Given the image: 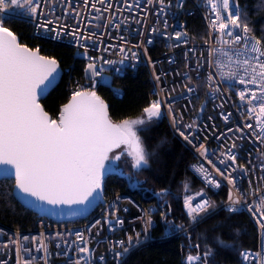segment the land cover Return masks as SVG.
<instances>
[{"label": "built area", "instance_id": "obj_1", "mask_svg": "<svg viewBox=\"0 0 264 264\" xmlns=\"http://www.w3.org/2000/svg\"><path fill=\"white\" fill-rule=\"evenodd\" d=\"M213 3L218 5L217 11L227 15L221 0H165L164 5L159 0H105L103 4L88 0L87 5L85 0H40L38 19L41 22L52 20L49 31L38 28L37 19L26 9L8 7L0 12V18L27 20L32 25L33 37L74 49V57L84 61V68L82 77L71 82L69 98L81 91L97 93L100 86L111 83L115 75L148 68L152 102H162L160 117L151 120L168 119L172 132L196 157L189 170L202 184L204 192L188 204L196 206L202 200L210 204L206 210L197 208L191 216L188 215L191 208L185 207L190 223L180 233L232 207L235 211L247 212L259 230V248L243 251L255 256L264 253V140L260 139L256 124L259 109L249 112L252 105L238 98L245 85L234 77L221 75L235 72L237 76H244L246 65L243 62L255 54L244 47L243 41L229 45L218 39L220 34L213 27L216 14ZM129 4L131 8L127 7ZM237 7L242 14L239 0L238 3L230 0L233 14ZM196 15L203 19L206 27L204 42L194 41L187 28L186 18ZM234 32L244 35L242 29ZM177 34L180 40L175 39ZM248 35L254 36L252 32ZM81 36L89 38L80 39ZM157 46L162 51L153 55ZM121 48L125 51L121 52ZM225 51L228 56L224 55ZM218 57L223 60L222 64L217 62ZM90 63L96 66L98 74L95 76L86 74ZM63 71L64 77L72 75L73 67L63 68ZM111 87L118 97L123 96L120 88ZM247 87L254 88L251 84ZM257 95H260L258 90ZM246 124L253 127L248 128ZM200 145L207 150L206 155L204 149L198 150ZM229 152L236 156V165L227 159ZM241 165L246 171L241 170ZM217 168L225 175L230 173L235 184H230ZM207 177L219 181L220 187L209 184ZM229 192L233 200L240 201L238 204L229 201ZM157 215L155 205H144L131 192H120L112 196L103 193L93 214L78 224L60 225L42 216H38L27 231L0 224V264H17L18 261L19 264H75L81 258L87 264H126L135 252L155 240ZM149 217L153 221L151 225L147 224ZM117 219L123 223L118 224ZM78 235H82V241H77ZM85 246L90 249L87 256L79 251ZM241 258L244 264H258L259 260L257 257L245 261L243 255Z\"/></svg>", "mask_w": 264, "mask_h": 264}, {"label": "snow or ice", "instance_id": "obj_2", "mask_svg": "<svg viewBox=\"0 0 264 264\" xmlns=\"http://www.w3.org/2000/svg\"><path fill=\"white\" fill-rule=\"evenodd\" d=\"M98 2L103 4L105 0ZM159 2L164 5L165 0ZM87 3L88 0H85L86 5ZM221 3L224 12L227 13L226 16L217 11L216 3L212 4V9L216 13L213 27L220 34L218 39H223L224 43L229 45L240 44L243 41L244 47L255 54L244 60L243 63L246 65L243 69L244 76H237L235 72H222L221 75L234 77L238 83L245 85V89L239 92L238 98L241 102L246 101L248 105H252L248 108L249 112H256L258 107L260 118L256 120V124L261 133L260 139L264 140V59H262L264 42L255 36L249 37L248 34L252 30L242 19L238 7L233 14L230 11V0H221ZM8 7L26 9L34 19H37L38 28L50 30L48 26L52 24V20L41 22L38 19L41 14L40 0H0V12H4ZM92 7L95 8V5ZM127 7L131 8L132 5L129 4ZM161 10L163 11V8ZM216 21H219L218 26ZM235 29H242L244 35L236 34ZM73 31L75 34V30ZM88 38L80 37V39ZM175 39L180 40L181 36L177 34ZM123 51L125 49L121 48V52ZM37 52L38 49L33 50L19 43L18 37L0 18V172L7 175L10 170H14L12 174L15 177V188L39 202L53 207L84 205L101 189L105 161L109 159V152L114 148L121 144L129 145L131 148L129 155L133 157L132 167L139 170L148 166L150 153L143 146L138 135L140 129H134V126L142 125L145 121L143 118L124 119L121 123L114 124L109 118L107 106L95 91L75 93L71 102L64 106L59 120L51 119L38 102V97L44 94L55 80L53 73L56 71L57 61L54 58L37 55ZM224 55L228 56L229 53L225 51ZM217 62L222 64L223 60L218 57ZM105 63L111 62L105 61ZM86 74L92 76L98 74L95 64L90 63L87 66ZM209 79H212L211 75ZM249 84L254 88L249 89L247 87ZM188 91L190 92L191 89ZM248 93L250 96L247 95ZM161 104L162 102L157 100L143 109L149 120L160 117ZM169 112H171L170 107ZM173 122L175 123V120ZM245 126L253 127L252 124ZM180 135L189 140V143L192 142L184 132H180ZM200 149H204L206 155L207 150L203 145L198 146V150ZM114 159H120L119 155ZM227 159L236 165L237 158L234 154L229 152ZM221 163L225 161L221 160ZM239 167L246 171L242 165ZM217 171L230 184H235V178L231 177L230 173L225 175V172L218 168ZM206 179L209 184L220 187L219 181L211 177ZM165 194L166 190L158 193L160 196ZM229 201L232 204L240 202L238 199L233 200L231 192H229ZM206 206H210L208 200H202L196 206L186 203V207L191 208L189 216L192 212H196L197 208L206 210ZM229 211L235 209L230 207ZM117 223L122 224L123 221L117 219ZM152 223L149 217L147 224ZM82 240V235H78L77 241ZM128 241L131 245V236L128 237ZM79 251L87 256L90 249L85 246ZM124 251L127 252L128 248ZM242 255L245 261L259 257L258 264H264V253L255 256L250 253H242ZM207 256L208 253H205V258ZM199 259V256L189 255L187 262L195 264ZM75 264H87V262L81 258L77 259Z\"/></svg>", "mask_w": 264, "mask_h": 264}, {"label": "trees", "instance_id": "obj_3", "mask_svg": "<svg viewBox=\"0 0 264 264\" xmlns=\"http://www.w3.org/2000/svg\"><path fill=\"white\" fill-rule=\"evenodd\" d=\"M239 2L242 5V19L252 34L264 42V0ZM185 21L194 41L207 40L206 27L200 16L188 17ZM4 24L22 44L54 58L63 68L73 67L72 75L64 77L42 101L46 111L54 119L58 118L62 107L70 100L71 82L83 75L84 61L75 60L74 49L68 45L33 37L32 25L27 20L10 17L5 19ZM161 51V47L157 46L152 54ZM111 85L122 90L121 98L106 84L100 86L96 94L109 105L113 121L121 123L124 119H144L145 123L136 129H140L138 135L150 155L148 166L138 170L132 167L130 148L113 153L107 162V169L121 170L129 175L131 182L138 181V186L131 188L126 178L108 175L104 182L105 194L112 196L132 192L143 204H152L158 209L155 240L135 252L126 264H188L189 255L200 257L195 264H244L242 252L257 249L260 245L259 230L245 211L222 209L186 233H180L190 223L185 211L188 199L198 198L204 192V187L189 170L190 164L196 160L194 153L174 135L167 119L149 120L143 112L151 101L152 80L148 69L140 68L137 73L128 72L123 76L115 75ZM117 155L120 157L118 160L114 159ZM13 188V180L0 181V224L27 231L34 226L38 216L17 201ZM162 190H166V194L157 195ZM205 253H208L206 258Z\"/></svg>", "mask_w": 264, "mask_h": 264}, {"label": "water", "instance_id": "obj_4", "mask_svg": "<svg viewBox=\"0 0 264 264\" xmlns=\"http://www.w3.org/2000/svg\"><path fill=\"white\" fill-rule=\"evenodd\" d=\"M18 42L21 43V41L19 39H18ZM23 45H25V44H23ZM37 55L45 56L40 50H38ZM45 57H47V56H45ZM48 58H51V57H48ZM53 76H55V80L52 82L51 85H49L46 92L38 97V102L40 103V105L44 109V111H46V109H45L44 105L42 104V101L48 97V95L62 82V80L64 78L63 67L61 66V64L58 61H57V68H56V71L53 73ZM49 79H51V77H49ZM71 99L72 98H70L68 103L71 102ZM104 103L107 106L109 118L112 120V118L110 116L109 105L107 104L106 101H104ZM64 106L62 107L61 112L63 111ZM49 117L51 119H54L50 114H49ZM112 122L114 124H119L113 120H112ZM124 148H130V146L127 144H121L119 147H116L111 152H109V158L113 153L120 151L121 149H124ZM108 160L105 161V168L103 170V175H102L101 189L97 193L94 194L93 198H90V201L88 203H86L84 205H72L71 207L61 205V206L53 207V206L47 205L43 202H39V201L35 200V198L28 197V196L20 193L15 188V177L12 174L14 172V170H10L9 174H7V175H5L3 172H0V181L3 179L13 180L14 181L13 193H14L15 198L23 207L32 211L37 216L49 218V219H51L57 223H75V222L89 218L92 215V213L95 211V209L97 208V206L99 204L100 197L104 193V182H105V179L108 177V175H119V176L126 178L128 180V182L130 183V187L138 186V181L131 182L129 175L124 174L121 170L107 169ZM7 167L10 168V166H7Z\"/></svg>", "mask_w": 264, "mask_h": 264}, {"label": "bare ground", "instance_id": "obj_5", "mask_svg": "<svg viewBox=\"0 0 264 264\" xmlns=\"http://www.w3.org/2000/svg\"><path fill=\"white\" fill-rule=\"evenodd\" d=\"M198 16H199V15H198ZM201 19H202V18H201ZM202 20H203V19H202ZM74 58H75V57H74ZM75 60H81V59H76V58H75ZM146 69H148V68H146ZM148 72H149V70H148ZM149 74H150V72H149ZM150 77H151V74H150ZM105 84H106V85H109V86H112L111 83H105ZM152 98H153V97H152V95H151L150 105H151V103H152ZM167 121L169 122L168 119H167ZM169 124H170V122H169ZM170 126H171V124H170ZM174 135H175V134H174ZM175 136H176V135H175ZM179 139H180V138H179ZM180 140H181V139H180ZM181 141H182V140H181ZM182 142H183V141H182ZM183 143H184V142H183ZM184 144H185V143H184ZM188 148H189V147H188ZM189 149H190V148H189ZM190 150H191V149H190ZM195 161H196V160H195ZM195 161H194V162H195ZM192 163H193V162H192ZM192 163H191V164H192ZM191 164H190V165H191ZM131 188H135V187H131ZM131 193H132V192H131ZM132 195H134V193H133ZM157 195H158V194H157ZM134 196H135V195H134ZM135 197H136V196H135ZM137 200H138V199H137ZM141 203H142V202H141ZM142 204H143V203H142ZM98 205H99V204H98ZM144 205H145V204H144ZM151 205H152V204H151ZM48 219H49V218H48ZM52 221H53V220H52ZM53 222L56 223V224H60V225H63V224H64V223H57V222H55V221H53ZM259 246H260V245H259ZM258 248H259V247H258ZM258 248H257V249H258ZM242 253H243V252H242ZM241 256H242V254H241ZM241 259H242V258H241Z\"/></svg>", "mask_w": 264, "mask_h": 264}, {"label": "rangeland", "instance_id": "obj_6", "mask_svg": "<svg viewBox=\"0 0 264 264\" xmlns=\"http://www.w3.org/2000/svg\"><path fill=\"white\" fill-rule=\"evenodd\" d=\"M137 126H138V125L134 126V129H136ZM130 149H131V148H130ZM192 199H193V198L190 197V198L188 199V201L191 202V201H193ZM189 202H188V203H189Z\"/></svg>", "mask_w": 264, "mask_h": 264}]
</instances>
